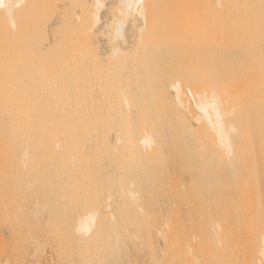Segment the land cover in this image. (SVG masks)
I'll return each mask as SVG.
<instances>
[{
    "label": "bare ground",
    "instance_id": "6f19581e",
    "mask_svg": "<svg viewBox=\"0 0 264 264\" xmlns=\"http://www.w3.org/2000/svg\"><path fill=\"white\" fill-rule=\"evenodd\" d=\"M159 3L0 0V20L4 15L3 20H11H6V25L10 21L6 29L3 24L5 36L13 40L18 31L12 28L15 15L19 24L15 29L23 30L19 22H26L23 36L20 32L15 38L24 37L37 54L27 52L31 50L24 44L22 50L16 40L21 53L29 48L26 52L33 55L28 58L36 61L32 79L37 94L34 97L29 88L34 98L28 93L23 99V93L20 105L13 94L1 97L0 111H6V119L11 115L2 120L8 121L4 128L10 127L9 132L5 129L13 137L10 145L22 141L20 145L32 146L25 150L19 145L22 153L7 145L8 151H19L26 162L36 159L40 165L35 161L34 167L39 166L40 174L51 170L66 179L74 168L86 170L70 163H112L121 182V236L130 232L137 209L147 219L141 206L142 183L155 177L153 164L171 156L187 162L225 160L230 169V264H264V0H197L196 16L180 13L179 8L177 13L174 1L172 11L167 10L175 14L165 8L162 12ZM15 13L29 21H19ZM9 31H15L12 37ZM11 40L10 47L16 43ZM65 182L62 198L68 197ZM60 205L54 210L64 206ZM177 209L159 230L168 250L174 242L192 243L203 237L193 212ZM94 225L95 213L87 214L82 228L89 233ZM38 241L33 245L35 254L41 248Z\"/></svg>",
    "mask_w": 264,
    "mask_h": 264
},
{
    "label": "rangeland",
    "instance_id": "374dc122",
    "mask_svg": "<svg viewBox=\"0 0 264 264\" xmlns=\"http://www.w3.org/2000/svg\"><path fill=\"white\" fill-rule=\"evenodd\" d=\"M158 1L160 3L157 7L161 8L160 10L162 12L163 8L169 12L167 10L169 7L172 11V4L174 1L177 5V7L174 5V9L177 13L178 10H181L180 13H184L185 11V13H189V15H197V0H187L186 4L188 6L186 9L190 10L189 12L185 10L186 6L184 7V5L186 4L182 5V2H186L185 0ZM164 4L166 6L169 4L168 8H166ZM171 11L169 13H172ZM175 13L173 10L172 14ZM15 14L17 15L19 13ZM7 19L10 20L9 17H6V19L3 20L2 27H0L4 30H0V41H3L2 46V42H0V51L2 52H0V61L4 58V61L0 62V99L3 96V98H8L10 97L8 94H13L12 96H15L14 99L17 98V100L15 99L16 103L18 101L19 104L21 103L20 100L31 98L30 95H33L34 91L36 92V80L33 78L35 80L34 82L32 79V74L35 72V70H32L33 68L36 69L34 65L36 61L32 60V58H28L33 55L27 53L33 52L30 48L32 45L29 46L25 44V41H23L24 37H20V40L15 38L21 31L24 32L23 30L25 29L24 24H26V22L24 23L20 20H29L22 18L21 15L19 23H22L24 28L22 27L23 30H21V27L20 30L19 28L15 29L14 26L18 24L16 23V20L18 22V18H15L14 15V26L12 25V28L18 31H13L15 35L12 38L13 40H11L5 36L7 35L5 29L11 21L10 20L6 25L5 22ZM2 20L0 21L2 22ZM4 23L6 25L4 27L5 29H3ZM17 27H19V24ZM12 28L9 30L12 31ZM10 31L8 35L12 33L9 35L12 37L13 32ZM20 36H23V33L22 35L20 34ZM9 40H15V42L17 40L19 41L18 44L22 46V50L24 46L21 44H24L29 47L30 49H28L31 51H27L28 49L25 46L27 49L24 48L26 54L23 52L21 53V49H18L20 46H17V42H14L15 49L19 50L16 51L14 48H11L14 46L10 47L13 43L11 42V44ZM21 40L23 43L20 42ZM8 43L10 44L9 46ZM6 45L8 47H6ZM12 49H14L13 52ZM33 53L35 54V52ZM13 54L16 55L14 56ZM27 54L28 56L26 57L25 55ZM21 55L25 56L28 61ZM33 56L36 57L37 54ZM34 59L36 60V58ZM22 60H24V62ZM29 60L34 62H29ZM25 61L28 62V65L31 64V67L27 66V62L24 65ZM23 66L31 69H26L24 71L26 67L24 68ZM1 67H3V69ZM7 67H11V69ZM12 67L13 69L15 68L14 71ZM28 70L32 73H28ZM23 71L27 73V76H25ZM15 73H17V77H20H18L19 79L15 76ZM22 73L24 76L21 75ZM29 74L32 76L30 77ZM34 77L36 76L34 75ZM21 78L24 80L22 83L20 82ZM25 81H29L27 83L32 85H26ZM20 85H23L25 89ZM33 85L35 86L33 87ZM29 88L32 89V91L34 90L32 94H30L31 92L29 93V91H31ZM18 90L19 92H17ZM28 93L29 96L26 98V94ZM16 94L18 97H16ZM19 94L21 98H19ZM22 94L25 96L23 99ZM34 94L35 97L37 93ZM6 95L8 96L5 97ZM16 103L15 108L19 110L17 107L18 104ZM3 111L5 110L0 111V135L5 137L3 140L0 137V143L6 145L8 153L4 148L5 145L1 144L0 147L3 150L5 149L4 151L7 154L5 156V152L0 148V154L3 153V156L0 155V216L2 215L0 217V264H230L231 256L229 251L228 228L230 169L227 165V161L187 162L176 156H171L166 159L163 158L162 161L153 164L152 167L156 169L155 177H146L143 179L142 183V189L145 194L143 193L144 197H142L141 206L148 214L147 219L145 215L142 214V211L137 209L136 220L132 226H129L130 232L126 236H121V182L116 176L114 169L111 167L112 163L97 161L81 164L70 163L69 165L73 167L76 165H84L86 166V170L79 172V170L77 171L76 168H74L75 171L71 172V174H69V171V175L66 173L68 175L67 179L69 178L68 181L65 172H63L65 175L64 178L63 174L60 172L57 174L58 172L53 171L55 174H51V170L50 173H43V176V174H40L41 171L38 172L40 170L38 165L40 164L35 158L38 164L37 170L35 169L36 166L34 167L36 162L33 159L32 162L28 158V162H26L27 160H24L22 155L20 156V154H17L20 151V149H18L21 148L20 146H22L21 149H28L27 147L29 146L27 144V146L24 145L25 142L20 145L19 143L22 141L17 140V144L16 141L13 142L12 140L14 145H10L13 137L10 138V135L6 133V131L9 132L7 128L10 127L4 128V126L8 124V121H6V124L4 123L6 119L4 114L6 111L5 113H3ZM5 116H7V119H11V115ZM2 129L3 132L1 131ZM7 136L8 139L6 140ZM6 142L8 143L6 144ZM7 145H9L10 149L19 151L15 153L16 151L9 149V152ZM16 145L18 147H16ZM31 147L32 146L29 148ZM33 149L34 148H32V150ZM25 150H23V152ZM172 150L174 149L172 148ZM11 152H13L14 155H12ZM15 154H17V156L19 155L18 157L21 161L17 159L18 157ZM21 157L23 159H21ZM53 165L54 164H48V167L50 168V166ZM62 180H64V182L66 180L67 184H69V186L65 184V187L69 190L66 192L67 198L64 197L65 195L63 198L61 196L63 193L65 194V191L60 194L61 191H63L61 183L64 182ZM42 186H44V190ZM29 189L33 190L29 191ZM64 200L69 202L66 204ZM173 201L178 202L177 204H173ZM57 202H62L61 205H64L59 208L60 210H54L60 205ZM129 207L131 208L132 206L129 204ZM174 207L178 208L176 211L190 210L193 212L194 219L197 220V223H199L202 228L203 237L202 239L197 238V242L192 243L174 242L168 245L172 248L168 250L167 245L159 234V230L163 225V221L171 215ZM62 208L64 209L62 210ZM5 210L6 212H4ZM89 213H95V225L91 232L86 233L82 228V223ZM59 219L60 221H56ZM57 222H61L60 224L64 222L62 224L63 228L62 226H58L60 224ZM56 228L58 229L57 232L55 231ZM57 233H59V235ZM36 238L39 240L37 244L41 246L37 254L34 253L35 247L33 246L36 245L34 244V241L35 243L37 241ZM189 248L190 252H187ZM32 252L35 255H40L35 258Z\"/></svg>",
    "mask_w": 264,
    "mask_h": 264
},
{
    "label": "snow or ice",
    "instance_id": "6c2138e0",
    "mask_svg": "<svg viewBox=\"0 0 264 264\" xmlns=\"http://www.w3.org/2000/svg\"><path fill=\"white\" fill-rule=\"evenodd\" d=\"M0 6H2V5H0Z\"/></svg>",
    "mask_w": 264,
    "mask_h": 264
}]
</instances>
